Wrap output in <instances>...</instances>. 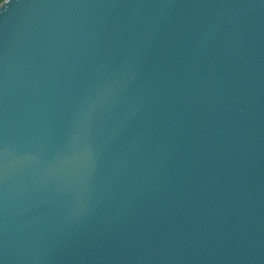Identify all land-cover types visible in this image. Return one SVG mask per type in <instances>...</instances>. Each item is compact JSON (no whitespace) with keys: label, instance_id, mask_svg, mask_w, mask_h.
Returning a JSON list of instances; mask_svg holds the SVG:
<instances>
[{"label":"water","instance_id":"1","mask_svg":"<svg viewBox=\"0 0 264 264\" xmlns=\"http://www.w3.org/2000/svg\"><path fill=\"white\" fill-rule=\"evenodd\" d=\"M0 264H264V0H3Z\"/></svg>","mask_w":264,"mask_h":264},{"label":"trees","instance_id":"2","mask_svg":"<svg viewBox=\"0 0 264 264\" xmlns=\"http://www.w3.org/2000/svg\"><path fill=\"white\" fill-rule=\"evenodd\" d=\"M3 0H0V3L2 2Z\"/></svg>","mask_w":264,"mask_h":264}]
</instances>
